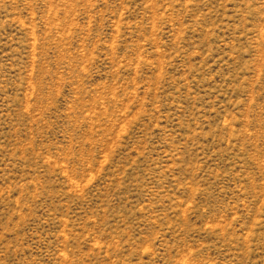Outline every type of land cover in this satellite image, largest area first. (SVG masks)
Returning a JSON list of instances; mask_svg holds the SVG:
<instances>
[{
	"label": "rangeland",
	"instance_id": "obj_1",
	"mask_svg": "<svg viewBox=\"0 0 264 264\" xmlns=\"http://www.w3.org/2000/svg\"><path fill=\"white\" fill-rule=\"evenodd\" d=\"M0 264H264V0H0Z\"/></svg>",
	"mask_w": 264,
	"mask_h": 264
}]
</instances>
